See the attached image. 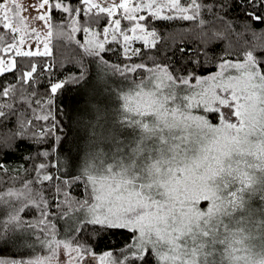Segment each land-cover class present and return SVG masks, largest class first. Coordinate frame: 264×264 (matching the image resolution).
Wrapping results in <instances>:
<instances>
[{"label": "snow or ice", "instance_id": "snow-or-ice-1", "mask_svg": "<svg viewBox=\"0 0 264 264\" xmlns=\"http://www.w3.org/2000/svg\"><path fill=\"white\" fill-rule=\"evenodd\" d=\"M233 8L243 10L244 23L226 27L224 17L231 19ZM145 10L147 16L139 15ZM26 12L43 22L39 31L28 30ZM57 15L69 32H53ZM173 21L196 25L208 44L178 74L175 65L154 56L145 62L158 47L157 28ZM101 25L102 32L94 30ZM257 25L264 26V0H38L29 8L0 0V75L20 72V59L51 56L54 35L71 42L82 32L84 42L76 43L100 71L92 79L81 65L70 81L51 82L45 95L55 96L69 82L93 91L108 88L109 73L126 84L113 90L110 120L99 107L91 109L84 125L87 146L81 147L82 137L69 139L71 128L61 132L51 98L33 87L34 75L52 66L29 59L11 89L13 102L0 103V120L21 121L22 134L38 141L39 163L16 189L0 162V245L18 250L0 264H91L98 243L81 239L85 229L97 242L106 234L125 236L119 251L104 250L99 264H264V31L257 32ZM237 27L241 31H230ZM117 34L123 44L114 50ZM232 34L247 46L235 59L214 57L218 70L200 74V56ZM249 34L258 43L249 45ZM28 40L34 46L26 50ZM134 41L142 48L132 47ZM178 51L193 55L186 46ZM108 53L118 55V62H110ZM9 91L0 84V101ZM27 96L31 104L16 99ZM61 168L67 171L52 174ZM75 186L83 189L80 197L69 195ZM257 200L259 208L253 207ZM30 210L35 215L28 218ZM53 215L71 222L63 235Z\"/></svg>", "mask_w": 264, "mask_h": 264}, {"label": "trees", "instance_id": "trees-1", "mask_svg": "<svg viewBox=\"0 0 264 264\" xmlns=\"http://www.w3.org/2000/svg\"><path fill=\"white\" fill-rule=\"evenodd\" d=\"M67 3V0H65ZM242 9L237 10L233 8L231 12H228V17H224L227 26H240L244 23L243 17L241 15ZM142 15L147 16V11H142ZM65 17L68 16L67 13L64 14ZM119 17H113V19ZM79 20L80 18L77 17ZM127 22H122V27ZM64 22L60 20L59 15L56 16V19L53 21V32L63 30L64 32H69L70 28H65L63 26ZM102 26H96L94 28L97 32H102ZM110 29L109 40H111V25H107ZM130 27V25H129ZM233 33L241 31L239 27L235 29H230ZM256 31H264V26L257 25ZM130 35V32L126 33ZM83 33L76 32L74 34L75 39L71 42L68 41L66 37L57 38L55 35L52 39V55L48 57H36L29 58L32 59V62L38 63L43 66L45 63L52 66L50 72L40 73L34 75L33 80L35 83L33 87L36 90V93L41 96L43 99L47 100L51 98L53 114H56V109H59V120L63 121L61 126V132L67 133L68 129H72V134L69 136V139H72L73 136L79 135L82 137L80 139L81 147L87 146V137L84 132V125L89 122V117L93 115L91 109L99 107L101 110L104 119L110 120L111 114L115 106V99L113 95V90L126 87V84L122 83L119 77H112L111 74H108L109 87L108 88H98L95 91L91 87H85L83 85H74L68 83L67 87L64 90L58 91L55 96L45 95L48 92L51 82H61V81H70V77L77 75L83 66V70L86 75L92 79H95L97 73L100 71L98 66L91 62V58L87 55L83 48H80L76 41L83 43ZM99 39H103L101 35ZM207 36L204 32H201L199 27L192 25L191 23H186L184 21H173L168 22L166 25H161L157 28V42L158 47L150 52H147L145 62H150L147 60V56H154L159 61H164L165 63H171L175 65L177 74L181 67L187 66L189 60H195L197 53L203 51L204 48H208L206 43ZM258 41L251 37L249 34V45L256 44ZM122 38L117 34V41H111V47L115 50L118 46H122ZM186 46L188 47L193 55H184L181 56V53L178 51L179 47ZM243 38L237 39L235 34H232L229 39L224 40L218 45H213L208 51L207 57L201 55L200 59L203 62V67H200V74L206 75L216 72L217 68L214 65L217 63L214 57L222 56H232L233 59L236 57L233 55L236 52H239L241 48L245 47ZM132 47H141L142 42H133ZM122 55V53H121ZM174 55V58H173ZM107 58L110 62H118L119 56L113 55L112 53L107 54ZM29 59H20V72L28 65ZM199 67V66H198ZM191 71V67H189ZM20 72H9L6 74L0 75V84H3L5 87L10 89L9 96L4 98L0 103L8 102L12 103V97L16 96V93L11 91L12 88H15L19 85L18 77ZM139 79V76H137ZM2 96V93H0ZM17 101L20 99L24 100L25 104H31L32 99L30 96L27 97H17ZM39 114V112H38ZM21 121L18 120L15 116L10 119L0 120V162L3 163L6 170H10L9 177L5 179H11L14 183V188L19 189L23 187V183L26 180H30L33 175V165L38 164L37 155L40 149L35 145L38 141L32 140L29 136L23 135L21 132ZM46 148V145H45ZM75 151V149H74ZM53 160L59 159L61 164H64L62 157L56 156L55 153H52ZM44 162L47 163V158H44ZM66 168H61L59 171L53 169L52 174L54 176H60L62 172H66ZM53 184L56 182L53 181ZM47 197L49 200L55 199L53 195L52 185H47ZM67 191V189H65ZM83 189L79 186L72 187L71 193L69 195L80 197L82 195ZM63 196H60L59 199H63ZM52 211L55 212V204H52ZM35 215L34 211H28L26 216L31 218ZM52 220L57 225L58 232L63 235L70 229V225L64 226V220L57 219L56 215L52 216ZM86 237H92L91 243L95 247L97 255L103 254L106 249H113L119 251L120 245L124 242L125 236L117 233L116 235H107L106 238L96 241L95 236L92 235L87 229L81 235V239ZM18 250L10 245H0V259H11L14 256H17Z\"/></svg>", "mask_w": 264, "mask_h": 264}, {"label": "rangeland", "instance_id": "rangeland-1", "mask_svg": "<svg viewBox=\"0 0 264 264\" xmlns=\"http://www.w3.org/2000/svg\"><path fill=\"white\" fill-rule=\"evenodd\" d=\"M17 2L19 3V4H21V5H23V7H25V8H29L30 7V5L31 4H34V3H37L38 2V0H17ZM97 2H100V0H97ZM105 2H112V0H105ZM23 15L26 17V18H28V25L26 26V27H28V30H30V27H36L37 28V30L39 31L42 27H43V22H41V24H37L36 23V21L34 20V19H31V17L32 16H35L36 15V13L35 12H26V13H23ZM122 15V10H120V11H118L117 13H116V15L114 16V17H120ZM139 15H142V12H140L139 13ZM24 33L22 32L21 33V35H23ZM42 35H43V33H42ZM130 35H132V33L130 32ZM135 42H137V41H135ZM34 46V40H28L27 42H26V45H25V49L27 50V48L28 47H33ZM41 50H42V47H41ZM218 70V69H217ZM216 70V71H217ZM115 101V100H114ZM104 117V116H103ZM259 206H260V201H255L254 202V204H253V207H255V208H259ZM71 224V222L70 221H65V222H63V225L64 226H68V225H70ZM57 258L59 259V260H61V261H63L64 259H65V256L64 255H61L60 254V252H59V250H57ZM73 255H75L74 253H73ZM103 254H101V255H96V259L94 260V261H92L91 263H93V264H99V258H100V256H102ZM52 264H56V259H54L53 261H52Z\"/></svg>", "mask_w": 264, "mask_h": 264}, {"label": "flooded vegetation", "instance_id": "flooded-vegetation-1", "mask_svg": "<svg viewBox=\"0 0 264 264\" xmlns=\"http://www.w3.org/2000/svg\"><path fill=\"white\" fill-rule=\"evenodd\" d=\"M91 264H93V263H91Z\"/></svg>", "mask_w": 264, "mask_h": 264}]
</instances>
